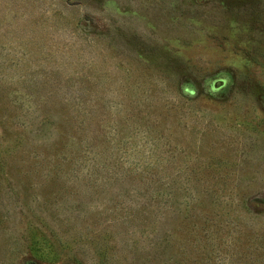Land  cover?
<instances>
[{
	"label": "rangeland",
	"instance_id": "rangeland-1",
	"mask_svg": "<svg viewBox=\"0 0 264 264\" xmlns=\"http://www.w3.org/2000/svg\"><path fill=\"white\" fill-rule=\"evenodd\" d=\"M0 264H264V0H0Z\"/></svg>",
	"mask_w": 264,
	"mask_h": 264
}]
</instances>
